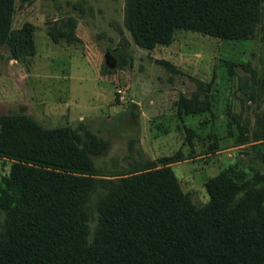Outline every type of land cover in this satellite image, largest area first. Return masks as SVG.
<instances>
[{
    "label": "rangeland",
    "instance_id": "1",
    "mask_svg": "<svg viewBox=\"0 0 264 264\" xmlns=\"http://www.w3.org/2000/svg\"><path fill=\"white\" fill-rule=\"evenodd\" d=\"M126 2L13 0L10 26H26L27 42L15 52L0 44V116L103 139L105 150L90 155L95 177L117 181L170 156L180 188L199 203L222 169L264 174V0L250 38L174 29L151 48L133 41ZM183 102L194 111L182 114ZM9 164L0 157V181ZM4 222L0 209V232Z\"/></svg>",
    "mask_w": 264,
    "mask_h": 264
},
{
    "label": "trees",
    "instance_id": "2",
    "mask_svg": "<svg viewBox=\"0 0 264 264\" xmlns=\"http://www.w3.org/2000/svg\"><path fill=\"white\" fill-rule=\"evenodd\" d=\"M261 1L128 0L124 24L145 48L167 44L174 29L247 39ZM12 6L0 0V44L15 52L28 28H11ZM106 147L85 129L0 116V157L10 161L0 181V264H264V174L222 169L199 203L180 188L170 156L117 181L95 177L90 155Z\"/></svg>",
    "mask_w": 264,
    "mask_h": 264
},
{
    "label": "crops",
    "instance_id": "3",
    "mask_svg": "<svg viewBox=\"0 0 264 264\" xmlns=\"http://www.w3.org/2000/svg\"><path fill=\"white\" fill-rule=\"evenodd\" d=\"M141 112H143V111H141ZM182 114H185V111H182Z\"/></svg>",
    "mask_w": 264,
    "mask_h": 264
}]
</instances>
